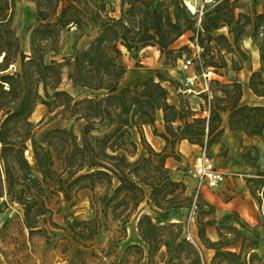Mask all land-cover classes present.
I'll return each mask as SVG.
<instances>
[{
	"label": "trees",
	"instance_id": "16d2710c",
	"mask_svg": "<svg viewBox=\"0 0 264 264\" xmlns=\"http://www.w3.org/2000/svg\"><path fill=\"white\" fill-rule=\"evenodd\" d=\"M32 1L38 23L30 29L29 50L25 52L13 26L16 0H0V215L10 203H16L30 234L46 231L55 197L71 201L79 190L99 183L105 191L92 200L94 216L67 220L68 244L74 241L84 248L92 246L108 220L121 226L118 238L125 239L127 224L136 218L142 244H132L128 250L136 248L138 260L185 264L191 259L190 264H206L199 243L182 238V223L159 224L141 208L147 198L146 187H150V209L162 219L171 209H190L196 215L199 240L214 249L221 261L236 264L241 260V252L227 248L231 244L241 241L243 247H257L259 237L245 234L241 222L240 228L226 223L227 218L217 221L211 203L200 193L197 199L188 194L184 181L173 178L167 159L178 158L176 145L183 140L208 148L218 142L226 111L232 130L264 141V105L242 104L243 85L238 79L210 80L213 99L209 117L197 115L188 101L172 104L163 85L168 78L160 72L158 80L150 77L133 87L121 83L128 72L125 52L156 48L165 64H175L184 52L191 53L187 45L173 46L188 31H195L203 49L199 67L222 76V69L228 66L222 50L235 55L239 37L252 28L263 37L257 43L260 68L251 73L248 86L255 95L264 96V0H252L253 9L240 12L234 24L236 0H221L209 6L199 27L183 0H121L118 10L107 0ZM223 27L228 28L230 37L215 33ZM69 32H73L74 42L69 53L62 54L64 35ZM239 54L242 61L247 59L241 50ZM231 63L233 71L243 68L234 57ZM65 80L77 95L64 89ZM204 97L207 103V94ZM40 103L48 114L56 111L71 121V127L55 126L38 134L30 117ZM160 114L165 131L159 135L170 150L156 151L142 137L148 154L136 157L138 147L131 130L142 131L149 124L158 133L155 124ZM78 123L79 133L73 129ZM254 149L258 155L259 150ZM250 155L251 150L243 154L247 162ZM251 181L261 184L264 198V170L258 168L257 179H248ZM215 223L220 239L212 242L206 228Z\"/></svg>",
	"mask_w": 264,
	"mask_h": 264
},
{
	"label": "rangeland",
	"instance_id": "374dc122",
	"mask_svg": "<svg viewBox=\"0 0 264 264\" xmlns=\"http://www.w3.org/2000/svg\"><path fill=\"white\" fill-rule=\"evenodd\" d=\"M219 1L221 0H216L215 3H212L211 7L216 5ZM107 2L114 5L118 10L121 0H107ZM234 7L235 14L233 24L240 12L251 11L254 4L252 0H236L234 2ZM256 7L258 10L261 9L260 4L256 5ZM37 23L38 16L34 2L32 0H16L13 12V26L19 37L21 49L25 52L29 50L30 29ZM226 30L228 31V28L223 27L216 30L215 33H224L227 35ZM195 36V31H188L183 37L173 43V46L176 48L187 45L191 49V53L184 52L183 58H180L175 64H165V59L160 57V52H157L156 48H148L137 53L125 52L124 61L128 67V72L121 85L123 87H133L148 80L150 77H154L158 80L157 74L160 72L168 78L167 81L163 82V85L169 91V98L173 100L176 98L174 88L180 84L174 77L184 73L198 71L195 63L190 65L188 71L182 69L183 60L189 59L194 54V46L192 45L193 41H191V38ZM262 37L263 35L261 33L255 32L252 28H248L246 32L239 37L238 46L234 47L235 55L233 53H227L225 50L221 52L228 64L227 67L222 69V74L225 76L220 78L218 74L215 73L211 74V79L218 78L223 82H227L234 78V72L231 71V59L234 57L237 62H243L239 50L245 53L247 59H251L252 53L249 47L245 46V40L250 39L252 41V45L259 54L260 59V51L257 43L261 41ZM64 40L65 46L62 54H68L74 42L73 32L65 33ZM14 70L15 68L10 71L13 72ZM63 87L74 95L78 94L67 80H65ZM55 113L56 111L48 114V109L44 104L40 103L37 105L30 119L36 125L35 129L38 131V134L55 126L71 127V121L64 119L61 114ZM73 129L79 133L81 123L76 124ZM187 146V148L184 146L183 151H181L180 147L176 145V156H178V158H172L177 161V163H182L179 168L183 171L182 175L184 179H197L187 172V166L192 162L196 153L199 152V148L192 144ZM186 149H188L187 152ZM166 150L169 151L170 148H166ZM27 154L30 155V151H28ZM262 156L263 153H260V151L257 155L255 149H251L250 163L255 164L257 160H261ZM262 164L263 162L260 166H262ZM261 169L264 170L263 167ZM248 179H257V177H249ZM116 182L117 181H115V183ZM201 188L199 189L196 187V192L191 193L195 195V199H197V191L200 193ZM218 188L219 187L215 189ZM250 188L255 196L262 197L263 187L259 182L251 181ZM104 191L105 186L97 183L94 187L79 190L71 201H66L62 196L59 198L55 197L51 221L57 223L58 226H52L50 223L51 221H49V223H46V228H48V230L36 231L33 234H30L29 230L25 228L23 224V212L21 207L16 203H10L9 207L0 215V264H145L143 261L138 260L139 256L136 248L128 250V246L132 244H142L136 228V218H132L127 224V236L122 240L118 238V235H120L118 231L121 229V226L117 225L113 220H108L105 222L99 235L95 238L92 246L84 248L74 241L69 242V244L66 241V238H69V234L66 230L67 220L93 217L94 212L91 208L92 200H96L103 195ZM147 199L148 198L142 203L141 208L150 213L157 220V223H168L169 221H165V218H161L160 213L150 209ZM181 223L184 226L182 238H186L194 244V238L189 237L193 236L192 234L195 232L196 228L198 236L196 215L191 214L190 211L189 218ZM4 224H6L5 227H3ZM243 231H245L244 228ZM247 235L250 236L249 234ZM254 236L255 235H251L250 237ZM77 251H81L82 253ZM190 260L191 259H188L185 264H190Z\"/></svg>",
	"mask_w": 264,
	"mask_h": 264
},
{
	"label": "crops",
	"instance_id": "0c3cea01",
	"mask_svg": "<svg viewBox=\"0 0 264 264\" xmlns=\"http://www.w3.org/2000/svg\"><path fill=\"white\" fill-rule=\"evenodd\" d=\"M227 35L228 31L226 30ZM183 37V36H182ZM181 38V37H180ZM179 38V39H180ZM252 41L245 40V46L251 50V59H246L242 62L243 68L234 72V78L238 79L243 85V96L241 99L242 104L251 105H264V96H257L248 86V81L251 73L260 68L259 54L252 45ZM198 71L184 73L174 77L179 83H182L187 75L197 74ZM219 76L220 78H223ZM230 79V80H233ZM229 81V80H228ZM205 92L199 91L198 93L187 95L186 100L190 107L200 114V111L206 106ZM169 101L176 106L181 105V96L177 95L176 98ZM158 133H154L153 126L146 124L143 126L142 131L137 128L131 130V137L137 143L136 157H144L148 151L142 143V137L151 145L156 151H164L166 149L165 140L159 133L165 131V123L162 115L160 114L156 124ZM222 128L223 134L218 142L213 143L209 147V153L214 158L217 167L228 173L226 180L219 185L218 189H210L204 186L200 190L201 196L215 207V219L217 221L226 219V223H232L241 228V222L245 229V234L255 235L259 237V244L255 248L243 247L242 242L229 245L227 248L233 252H241V260L236 264H264V198L255 196L251 192L249 177H257L258 168H264V141L258 136H248L242 130H232L229 126V112L222 113ZM192 144L188 140L181 141L178 146L183 151V147ZM199 148L202 146L192 144ZM257 148L260 153H263L261 160H257L255 164L247 162L243 154L247 151ZM188 149H186V152ZM198 153V152H197ZM196 153V154H197ZM263 162L262 166L260 164ZM182 163H177L172 157L167 159V166L171 170V174L175 180H183L187 186V193L191 194L196 192L197 179H184L183 171L179 168ZM151 188L146 187L147 198L149 197ZM190 216L188 208L171 209L165 218L169 222H184ZM195 242H198L202 251V257L206 264H228L226 261H221L215 257V250L208 248L201 243L197 236V228L193 232ZM206 235L212 242L220 239L218 223L206 228ZM254 236V237H255ZM140 241L141 238H140ZM1 261V253H0Z\"/></svg>",
	"mask_w": 264,
	"mask_h": 264
},
{
	"label": "built area",
	"instance_id": "2783aa9c",
	"mask_svg": "<svg viewBox=\"0 0 264 264\" xmlns=\"http://www.w3.org/2000/svg\"><path fill=\"white\" fill-rule=\"evenodd\" d=\"M215 1L216 0H184V4L191 14L197 17V26L199 27L203 15L208 10L209 6L212 5V3H215ZM192 45L194 46V54L189 59L183 60L182 69L188 71L190 65L195 63L198 68V73L195 75H187L184 81L174 89L177 95L181 96V103L182 100L187 101V95L195 94L199 91L205 92L208 96V100L206 106L200 111V113L203 117H209L211 100L213 99V93L209 88V82L211 80V74H215V72L210 68L204 70L199 67V59L203 49L198 44L197 36H195V41L192 42ZM187 167V172L197 178V188L199 189L202 186H208L209 188L215 189L219 187L228 176L227 172L217 167L216 162L210 155L209 148L206 145L201 147L200 151L194 156L192 162H190ZM197 193H199V191H197ZM189 238H193V236Z\"/></svg>",
	"mask_w": 264,
	"mask_h": 264
},
{
	"label": "bare ground",
	"instance_id": "6f19581e",
	"mask_svg": "<svg viewBox=\"0 0 264 264\" xmlns=\"http://www.w3.org/2000/svg\"><path fill=\"white\" fill-rule=\"evenodd\" d=\"M157 52H159V51L157 50Z\"/></svg>",
	"mask_w": 264,
	"mask_h": 264
}]
</instances>
